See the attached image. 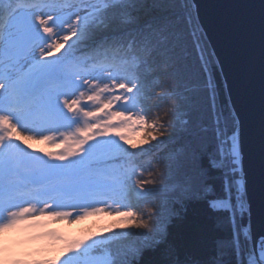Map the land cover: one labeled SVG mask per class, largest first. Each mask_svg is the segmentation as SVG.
I'll use <instances>...</instances> for the list:
<instances>
[{
  "label": "snow or ice",
  "instance_id": "obj_1",
  "mask_svg": "<svg viewBox=\"0 0 264 264\" xmlns=\"http://www.w3.org/2000/svg\"><path fill=\"white\" fill-rule=\"evenodd\" d=\"M154 6L158 0H0V264H190L168 233L173 205L188 200L229 213L232 238L217 244L218 254L231 247L235 264H264V233L254 237L250 223L241 119L219 102L199 5L180 0L179 14L143 18ZM186 34L202 86L186 63ZM201 87L215 147L194 150L189 179L153 203L172 172L171 164L152 170L154 150L189 130ZM137 130L140 140L130 143ZM28 140L60 150L32 149ZM205 154L223 178L222 197L197 163ZM100 214L121 220L76 239L46 224ZM10 233L28 236L10 240ZM29 241L43 243L17 250Z\"/></svg>",
  "mask_w": 264,
  "mask_h": 264
},
{
  "label": "trees",
  "instance_id": "obj_2",
  "mask_svg": "<svg viewBox=\"0 0 264 264\" xmlns=\"http://www.w3.org/2000/svg\"><path fill=\"white\" fill-rule=\"evenodd\" d=\"M179 2L180 0H158V6L149 7L141 15L145 19L153 17L162 19L165 16L179 14ZM152 3L153 0H146L147 5H151ZM186 42V63L195 74V82L202 86L204 75L200 71V63L197 59V53L193 48V40L187 34ZM207 56L211 57V60L215 63L216 80L221 85L219 102L225 105L224 111L227 114L228 110L232 108L217 61L209 45ZM192 79L193 77H189V87H191ZM163 82L162 78L161 83ZM196 99L200 110L191 116L192 123L189 126V130L187 132L182 129L178 130L177 135H174L171 140H168L164 145L160 146L158 150H154V158L151 161L152 170L154 171L158 165L163 167L171 164L172 172L168 173L166 170L165 185L167 187L160 189L161 195L153 203H162L163 192L179 188L189 179L194 170L192 159L194 150L199 153L201 146L204 144L209 146V151L215 147L212 133L213 115L209 109V102L202 87L196 93ZM129 134L131 137L130 143L136 135L140 136L139 130ZM197 163L208 169L207 183L212 186L213 196L222 197L224 195L223 178L219 171L209 168L208 156L206 154L199 155ZM147 171L148 169L146 167V178ZM173 207L175 208V215L168 224L169 241L175 246L178 258L181 261L187 260L190 264L194 261H200L201 264H206L210 260H215L216 264H235L237 257L231 247L223 249L222 254H218L217 251V244L219 242L230 241L232 238L233 225L228 212L213 211L205 201L198 200H188L183 204H175ZM105 218L106 216L102 215L99 217L91 216V218L83 223L77 222L73 227L78 229H76L77 232H91L92 227L102 226ZM119 218L115 217L118 220L117 223L121 220ZM103 231L102 229L101 232ZM106 235H110V233H106ZM135 241L136 237H133L131 240L123 241L122 244H132ZM115 250L116 246H113V251Z\"/></svg>",
  "mask_w": 264,
  "mask_h": 264
},
{
  "label": "water",
  "instance_id": "obj_3",
  "mask_svg": "<svg viewBox=\"0 0 264 264\" xmlns=\"http://www.w3.org/2000/svg\"><path fill=\"white\" fill-rule=\"evenodd\" d=\"M207 32L231 108L242 123L251 227L264 233V0H193Z\"/></svg>",
  "mask_w": 264,
  "mask_h": 264
},
{
  "label": "rangeland",
  "instance_id": "obj_4",
  "mask_svg": "<svg viewBox=\"0 0 264 264\" xmlns=\"http://www.w3.org/2000/svg\"><path fill=\"white\" fill-rule=\"evenodd\" d=\"M114 110H115V108H114ZM114 138H116V137H114ZM140 138L141 137L139 135H136L133 138V141L131 143H137L140 140ZM116 139H118V138H116ZM129 140L131 141L130 134H129ZM26 143L31 144L32 149H42L43 152L59 151L60 150V149L55 148L51 145H48L47 143L38 142L36 140H28V141H26ZM121 143H123V142H121ZM125 147H128V145H125ZM29 150H31V149H29ZM40 154H43V153H40ZM101 215L106 216L103 225L99 226V227H92L91 232L88 231L85 233L77 232L78 229L76 227L74 228L73 225L77 224V222L83 223L86 221V219L91 218V216L86 217L85 219L80 220V221H75L73 223H66L64 221L55 220V221H46V224H47L48 229H55L58 232L64 234L69 239H76V238L84 237V236L89 235L91 233L101 232L102 229L105 230L109 227H115V225L118 221L117 219H115V217L118 218L117 216H115V215L109 216L106 214H100V215H96V216L99 217ZM110 235H111V233H110ZM8 236H9L10 240L18 239L21 241H26L28 234L27 233H10V234H8ZM42 243L43 242H41V241H29V242H26V243L19 245L17 247V250H19V251H31L33 249L38 248Z\"/></svg>",
  "mask_w": 264,
  "mask_h": 264
}]
</instances>
